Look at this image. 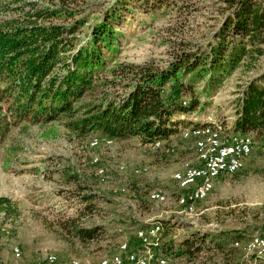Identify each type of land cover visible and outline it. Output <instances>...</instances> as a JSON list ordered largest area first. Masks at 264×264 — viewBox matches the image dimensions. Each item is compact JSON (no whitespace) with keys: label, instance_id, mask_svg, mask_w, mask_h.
<instances>
[{"label":"rangeland","instance_id":"rangeland-1","mask_svg":"<svg viewBox=\"0 0 264 264\" xmlns=\"http://www.w3.org/2000/svg\"><path fill=\"white\" fill-rule=\"evenodd\" d=\"M115 1L0 0V24L23 23L33 5L65 9L73 19H87L77 35L83 42L89 27ZM222 1L178 0L174 7L149 12L127 4L113 27V54L96 80L114 86L98 87L94 97L83 101H97L101 90L120 94L127 82L109 73L120 64L163 68L182 45L206 43L223 20ZM254 67L255 74L264 71V55ZM252 77L237 73L209 97L202 96L195 112L176 116V131L158 147L138 138L80 136L67 120H17L7 111L10 104L0 103V197L14 207L13 213L0 214V264H47L48 255L56 256L55 264H98L120 254L123 243L136 247V231L154 223L162 226L160 254L154 253L167 255L168 264H238L244 259L264 264V258H247L233 246L252 235L264 237V143L252 144L244 168L220 177L205 200H189L172 179L175 172L198 166L194 141L182 139L183 129L210 125L222 139L242 136L234 130L235 114ZM94 141L97 145L91 146ZM79 230H93L94 237L81 238ZM192 240L187 251L183 245Z\"/></svg>","mask_w":264,"mask_h":264},{"label":"trees","instance_id":"trees-1","mask_svg":"<svg viewBox=\"0 0 264 264\" xmlns=\"http://www.w3.org/2000/svg\"><path fill=\"white\" fill-rule=\"evenodd\" d=\"M177 1L116 0L89 27L83 42L77 35L89 24L87 19H73L65 9L38 10L33 5L23 23L0 24V103H9L7 111L17 120H67V127L80 136L97 133L115 141L138 138L152 144L173 135L176 116L195 112L202 96L246 72L253 77L241 92L234 130L252 135L253 147L264 143V71L255 74L254 67L264 55V0H223V20L206 43L182 45L163 68L120 64L109 73L127 82L123 91L101 90L97 101H83L94 97L98 87L114 84L96 80L113 54V27L126 5L136 3L149 12L169 9ZM56 18L63 22L50 23ZM13 212V203L0 197V214ZM78 233L84 239L94 237L93 230ZM193 242L186 241L184 248L188 251Z\"/></svg>","mask_w":264,"mask_h":264},{"label":"bare ground","instance_id":"bare-ground-1","mask_svg":"<svg viewBox=\"0 0 264 264\" xmlns=\"http://www.w3.org/2000/svg\"><path fill=\"white\" fill-rule=\"evenodd\" d=\"M203 127L206 129H198V136L196 135H187L188 131H195V129ZM207 129L212 130L215 135H207ZM219 129L212 127L210 125H202L198 127H190L183 129L181 131V137L184 140H193L194 141V149L195 155L198 160V166L195 168H190L185 171L175 172L172 175L173 182L176 184L177 188L181 191L187 192V197L189 200L193 202L202 201L207 198L209 193L213 190L214 185H204L203 189H201V195L196 197V192H191V186L195 185L198 179V173L200 170H203L208 164V155L217 154L221 148L225 146V139L220 137ZM106 144H111V140H106ZM229 143H236V148L227 149L228 159L234 161L239 165L240 168H244V164L246 159L248 158L249 153H251L252 149V140L248 135L242 136H234L229 138ZM155 147L159 146L160 142L155 141L153 145ZM97 145L96 142H92L91 146ZM237 174V172H229V176ZM155 199H159L160 195H153ZM154 230V237H160L162 232V226L160 223L151 224L148 227H144L138 229L135 233V238L138 241V245L134 248H131V252H142L147 242V232H152ZM239 245L235 246V248L240 249L244 255L248 257H253L254 259H263L264 258V244L263 245H253L250 246V242H243L240 244V241H237L233 244ZM160 246L157 245V248ZM129 244L123 243L120 245V254L115 255L113 257H104L99 261L98 264H123L124 262V252L128 250ZM155 250H148V254H142V261H153V264H164L166 261V256L157 257L154 253ZM240 251V252H241ZM15 256H19L20 252L18 249H14ZM47 264H55L57 261L56 256L48 255L46 257ZM68 264H80L76 260L70 261ZM238 264H254L250 260H245L239 262Z\"/></svg>","mask_w":264,"mask_h":264},{"label":"built area","instance_id":"built-area-1","mask_svg":"<svg viewBox=\"0 0 264 264\" xmlns=\"http://www.w3.org/2000/svg\"><path fill=\"white\" fill-rule=\"evenodd\" d=\"M198 129H206L199 127L195 131H188L187 135H196L198 136ZM207 135H215L212 130L207 129ZM225 138V146L220 149L217 154L208 155V164L203 170H200L198 173V179L195 185L191 186V192H196V197L201 195V189L204 185H214L215 182L222 176H229V172L239 173L242 168L239 167L234 161L228 159L227 149L236 148V143H229V138ZM155 147V144L152 145ZM247 153L250 155L249 151ZM187 200V198H186ZM136 237V236H135ZM243 242H250V246L253 245H263L264 237L260 235L249 236L246 240L240 241V244ZM161 243L160 237H154V230L152 232H147V242L146 246L142 252H131V247L129 245L128 250L124 252V262L123 264H153V261H142V254H148V250H155L157 253V245ZM239 246V245H234ZM168 256L166 255V261L164 264H168Z\"/></svg>","mask_w":264,"mask_h":264},{"label":"crops","instance_id":"crops-1","mask_svg":"<svg viewBox=\"0 0 264 264\" xmlns=\"http://www.w3.org/2000/svg\"><path fill=\"white\" fill-rule=\"evenodd\" d=\"M240 241V240H239Z\"/></svg>","mask_w":264,"mask_h":264}]
</instances>
